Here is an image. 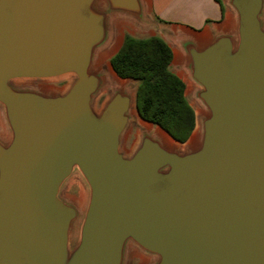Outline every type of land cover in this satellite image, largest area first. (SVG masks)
Here are the masks:
<instances>
[{
	"label": "water",
	"instance_id": "1",
	"mask_svg": "<svg viewBox=\"0 0 264 264\" xmlns=\"http://www.w3.org/2000/svg\"><path fill=\"white\" fill-rule=\"evenodd\" d=\"M228 4L233 31L176 39L199 143L146 130L128 156L133 98L94 65L115 16L149 23L142 0H0V264H264V0ZM64 76V94L12 83ZM76 176L83 210L62 197Z\"/></svg>",
	"mask_w": 264,
	"mask_h": 264
},
{
	"label": "trees",
	"instance_id": "2",
	"mask_svg": "<svg viewBox=\"0 0 264 264\" xmlns=\"http://www.w3.org/2000/svg\"><path fill=\"white\" fill-rule=\"evenodd\" d=\"M223 8V0H215ZM172 47L161 37L126 35L110 64L121 79L137 82L136 109L141 119L161 127L174 140L186 143L196 129L183 80L171 70Z\"/></svg>",
	"mask_w": 264,
	"mask_h": 264
},
{
	"label": "rangeland",
	"instance_id": "3",
	"mask_svg": "<svg viewBox=\"0 0 264 264\" xmlns=\"http://www.w3.org/2000/svg\"><path fill=\"white\" fill-rule=\"evenodd\" d=\"M110 26H111V32H110L109 41L107 45L98 52L97 57L95 59L94 67L96 71L103 70V72H105L106 74L108 73V76L110 78V81L114 89H122L124 87L126 90L129 91V93L131 94L133 98V105H132V110H131L132 120L130 121V124L126 132L124 133V136L122 138V146H121L122 152H124L126 155L129 156L133 153L135 148L138 146L142 133L148 129H146L140 124L141 118H138L140 116L138 112L136 111L137 110L136 109V92H137V87H138L137 82L133 80H129V79H121L122 81L126 82L124 85H121L115 82L112 76L110 75V71L112 68L110 64V59L121 48L126 35H129L132 33L136 35H143L142 32L144 31H145L144 35H151L149 31L151 30L152 27L150 25H144V24L141 25L137 21L136 22L132 21L131 19L125 16H115L112 19ZM124 26H125V29L123 30L122 28ZM115 45L118 46V47L117 46L115 47L116 50L113 51L111 55H109L101 64H99L98 60H99L100 54L111 50ZM177 55L180 57H176L177 60L175 59L174 65L176 64L178 65L172 66L171 70L173 71L175 70L178 76L185 83V86H186L185 96L189 104L193 107L195 111V115H196V120H197L196 129L192 137L183 145L175 146L177 149L186 150L187 148L195 147L199 143L200 136H201V117L203 114L201 116L200 114L198 115L197 110L202 111L203 107L194 97V93L196 91V85L189 78L188 74L183 69L182 65H180L182 58L179 52H177ZM74 80H75L74 76H64L60 78L47 79V80H15L12 83L16 87L32 88V89L40 90L46 94H64L70 88ZM112 94H113V89H112V86L109 85V86H106L96 96L94 103H93V109L97 114H99L103 110V108L105 107L106 103L109 101ZM194 103H195V106L192 105ZM135 111L137 112V114L134 113ZM2 114H3V110L0 107V117H1L0 133L3 134L5 130H4V125H3ZM154 128H156V126H154ZM150 132L154 134V131H150ZM194 140H195V143H193ZM87 196H88V189L85 183L83 182V180L77 176L72 177L70 181L67 183V185L64 187V189L62 190V197L66 199L67 201L77 205L80 210L84 209ZM153 260L154 259L141 253L137 249L130 248L128 252L127 264H152Z\"/></svg>",
	"mask_w": 264,
	"mask_h": 264
},
{
	"label": "crops",
	"instance_id": "4",
	"mask_svg": "<svg viewBox=\"0 0 264 264\" xmlns=\"http://www.w3.org/2000/svg\"><path fill=\"white\" fill-rule=\"evenodd\" d=\"M142 3L149 22L146 25L152 27L149 31L151 35H144L145 31L142 32L143 35H129L139 39L153 36L163 38L172 47L174 54L170 67L178 65H174L177 52L181 55L182 67L185 62L176 39L194 38L203 46L213 35L231 32L235 27V15L228 4L229 0H223V8L215 0H142ZM172 72L178 76L175 70Z\"/></svg>",
	"mask_w": 264,
	"mask_h": 264
},
{
	"label": "bare ground",
	"instance_id": "5",
	"mask_svg": "<svg viewBox=\"0 0 264 264\" xmlns=\"http://www.w3.org/2000/svg\"><path fill=\"white\" fill-rule=\"evenodd\" d=\"M230 23V22H229ZM121 26V25H120ZM120 28V27H119ZM119 43V42H118ZM117 43V44H118ZM115 45L111 50L106 51L105 53L100 54L98 63L101 64L113 51H115ZM118 47V46H117ZM176 51V50H175ZM177 57H180L177 55ZM177 60V59H176ZM177 62V61H176ZM109 65V64H108ZM104 66V65H103ZM110 75L112 76L113 80L121 85H124L126 82L122 81L121 78L117 76V74L114 72V70L111 68ZM187 82V81H186ZM189 84V83H188ZM189 89V88H188ZM191 89V88H190ZM189 92V91H188ZM195 106V103L192 104ZM137 111V110H136ZM134 112L137 114V112ZM198 115L200 114V110H197ZM140 118V117H138ZM0 122H1V117H0ZM140 124L148 129L149 131H154V134L158 136L168 147H175L177 145H180L178 142L173 140L166 132H164L161 128L152 126L148 122L144 121L143 119L140 120ZM192 143V142H191ZM195 143V140L193 141Z\"/></svg>",
	"mask_w": 264,
	"mask_h": 264
}]
</instances>
